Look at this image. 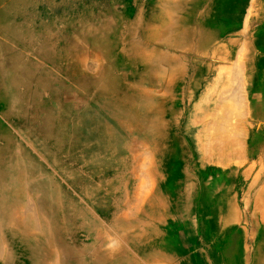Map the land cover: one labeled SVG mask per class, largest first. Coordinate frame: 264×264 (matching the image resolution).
<instances>
[{
  "label": "rangeland",
  "instance_id": "374dc122",
  "mask_svg": "<svg viewBox=\"0 0 264 264\" xmlns=\"http://www.w3.org/2000/svg\"><path fill=\"white\" fill-rule=\"evenodd\" d=\"M262 241L264 0H0V264H264Z\"/></svg>",
  "mask_w": 264,
  "mask_h": 264
},
{
  "label": "bare ground",
  "instance_id": "6f19581e",
  "mask_svg": "<svg viewBox=\"0 0 264 264\" xmlns=\"http://www.w3.org/2000/svg\"><path fill=\"white\" fill-rule=\"evenodd\" d=\"M151 52V51H150ZM153 53V52H152ZM132 96V95H131ZM141 99V98H140ZM146 105V104H145ZM149 105V104H148ZM140 106V105H139ZM138 106V107H139ZM139 115V114H138ZM141 116H140V122H141V125H142V129H141V135L143 136V137H145V138H151V137H153L152 135H151V133H150V125H152V122H154V121H152L151 122V118H148L147 116H146V114H140ZM226 122V121H225ZM227 123V122H226ZM219 130H221V131H223L224 129L222 128V127H220L219 128ZM225 132V131H224ZM226 133L228 134V133H230V131L229 130H227L226 131ZM222 205V204H221ZM223 206V205H222ZM215 210H217V211H223L224 209L223 208H221V206L219 205H217V207H216V209ZM223 213V212H222ZM222 215V214H221ZM217 217H218V215H217ZM259 217V216H258ZM216 219V218H215ZM231 229V228H230ZM260 230V229H259ZM228 231V230H227ZM260 233V232H259ZM228 235V234H227ZM260 235V234H259ZM139 239H140V237H139ZM263 242V244H264V241H262ZM152 244V243H151ZM153 245V244H152ZM155 245V244H154ZM153 245V246H154ZM155 247V246H154ZM157 247V246H156ZM264 248V247H263ZM225 250V249H224ZM150 252V251H149ZM220 252V251H219ZM232 256H233V254H231ZM154 256V255H153ZM152 256V257H153ZM166 256H173V255H166ZM227 256V255H226ZM225 257V256H224ZM155 258V257H154ZM223 258V257H222ZM241 259V258H240ZM239 261V260H238ZM227 262V261H226ZM258 262V261H257ZM238 263V262H237ZM254 263V262H253ZM128 264V263H127ZM231 264V263H230ZM243 264V263H242Z\"/></svg>",
  "mask_w": 264,
  "mask_h": 264
}]
</instances>
